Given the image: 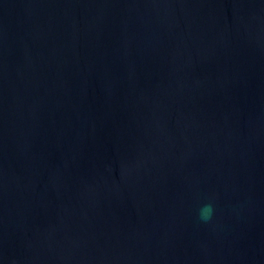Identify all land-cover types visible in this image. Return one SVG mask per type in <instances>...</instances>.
<instances>
[{
    "label": "water",
    "instance_id": "95a60500",
    "mask_svg": "<svg viewBox=\"0 0 264 264\" xmlns=\"http://www.w3.org/2000/svg\"><path fill=\"white\" fill-rule=\"evenodd\" d=\"M0 264H264V0H0Z\"/></svg>",
    "mask_w": 264,
    "mask_h": 264
},
{
    "label": "clouds",
    "instance_id": "9594fccd",
    "mask_svg": "<svg viewBox=\"0 0 264 264\" xmlns=\"http://www.w3.org/2000/svg\"><path fill=\"white\" fill-rule=\"evenodd\" d=\"M211 205H205L202 209H201V217L204 219H208L211 215Z\"/></svg>",
    "mask_w": 264,
    "mask_h": 264
}]
</instances>
